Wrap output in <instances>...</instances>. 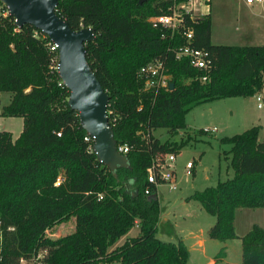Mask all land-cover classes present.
I'll return each mask as SVG.
<instances>
[{
  "label": "trees",
  "instance_id": "1",
  "mask_svg": "<svg viewBox=\"0 0 264 264\" xmlns=\"http://www.w3.org/2000/svg\"><path fill=\"white\" fill-rule=\"evenodd\" d=\"M182 1L57 0L55 12L72 29H93L95 38L84 43L85 58L108 96L115 146H127V166L114 171L98 162L83 140L77 112L66 102L68 89L48 68V37L30 24L16 26L0 5V92L10 93L2 115L22 118L14 140L0 131V264H18L37 249L45 250L48 264H186L181 239L155 237L157 187L146 180L154 154L174 153L184 142H160L151 131L184 129L183 116L195 106L259 91L264 45L212 44L209 13L194 21L185 16L191 45L206 51L208 67L202 71L185 57L176 59L182 37L151 26L147 18ZM155 58L169 76L167 86L143 90L136 70ZM258 129L252 125L219 138L229 144L223 154L232 175L185 197L214 216L208 238H236L234 209L264 207V138L258 139ZM58 176L62 180L54 185ZM69 218L72 231L45 235ZM135 224L137 233L115 245ZM239 239L241 264H264V229L252 224ZM223 256L220 248L214 260Z\"/></svg>",
  "mask_w": 264,
  "mask_h": 264
},
{
  "label": "rangeland",
  "instance_id": "2",
  "mask_svg": "<svg viewBox=\"0 0 264 264\" xmlns=\"http://www.w3.org/2000/svg\"><path fill=\"white\" fill-rule=\"evenodd\" d=\"M194 17H200L206 10L211 18V42L226 45H255V32L247 27L248 19L264 23V11L255 13V7L244 6V0H199ZM9 92H0V118L3 106L8 101ZM255 98L243 96H229L209 103L196 106L188 110L183 121L185 128L170 132L164 128H155L152 134L160 142H184L174 152L173 168L175 173L174 188L166 184L157 186L159 204V219L156 224L155 237L163 241H175L176 238H186L188 232L200 230L204 233L206 224H210L214 217L206 213L194 200L185 197L195 190L212 186L217 180H223L232 175L228 160L224 158L229 144L220 142L219 138L239 133L248 128L252 118H255ZM6 117V116H4ZM8 117V116H7ZM17 117V116H16ZM9 120L10 131L19 130L20 118ZM215 128L213 132H199L201 128ZM191 163V175L184 176V168ZM256 224L264 227V208L234 209L233 225L237 234H243ZM73 229V218L56 223L45 231V235L56 238L65 235ZM137 225H133L129 236L137 233ZM123 240L117 242L118 245ZM241 250L240 240L228 242L231 254ZM186 264H195L189 260Z\"/></svg>",
  "mask_w": 264,
  "mask_h": 264
},
{
  "label": "water",
  "instance_id": "3",
  "mask_svg": "<svg viewBox=\"0 0 264 264\" xmlns=\"http://www.w3.org/2000/svg\"><path fill=\"white\" fill-rule=\"evenodd\" d=\"M0 1L16 26L30 24L57 45V74L68 89L67 105L77 112L80 127L93 138L92 151L97 161L110 171L116 167H126L127 159L116 151L108 123V96L85 58L84 43L95 38L93 29L87 26L72 29L55 12L57 0ZM141 1L138 0V3Z\"/></svg>",
  "mask_w": 264,
  "mask_h": 264
},
{
  "label": "built area",
  "instance_id": "4",
  "mask_svg": "<svg viewBox=\"0 0 264 264\" xmlns=\"http://www.w3.org/2000/svg\"><path fill=\"white\" fill-rule=\"evenodd\" d=\"M247 3L262 2L263 0H245ZM199 0H185L177 4H173L167 8V11L155 16H150L147 20L150 22L151 26L164 28L170 34L177 33L184 43L178 46L174 51V56L176 59L187 58L188 63L197 69L205 71L208 67L206 59V51L202 48H195L191 45L192 39V29L187 27L184 23V17L187 16L190 21H194L196 17L193 15V11L197 9V4ZM2 2L0 1V5ZM197 11V10H196ZM5 12L7 8L5 6ZM46 49L49 52V70H54L57 72V45L48 39L46 42ZM136 76L142 79L143 90L156 91L159 88H166L169 76L164 73L162 60L160 58H155L147 63L141 65L136 70ZM206 75L203 74L200 79L204 81ZM259 99V96H257ZM204 132H213L215 130L212 128H203ZM56 135H59L56 132ZM83 140L88 143V149L92 151L93 138L85 133ZM116 151L120 154H124L127 151V146L125 144L115 146ZM93 152V151H92ZM174 153H155L150 166L146 168V180L157 187L160 184H166L170 188H174L175 183V173L173 168ZM191 175V163H187L184 168V176L189 177ZM62 180L58 176L54 185H58ZM149 192L148 188L144 189V193ZM101 193H97V199H100ZM11 229V227H7ZM2 238L1 231V221H0V244ZM45 250L37 249L33 251L28 257H19L18 264H48L45 257Z\"/></svg>",
  "mask_w": 264,
  "mask_h": 264
},
{
  "label": "crops",
  "instance_id": "5",
  "mask_svg": "<svg viewBox=\"0 0 264 264\" xmlns=\"http://www.w3.org/2000/svg\"><path fill=\"white\" fill-rule=\"evenodd\" d=\"M244 6L248 8L255 7V13H259L260 11H264V0L262 2H253V3H247L244 0ZM207 11L208 10L203 12V14L207 13ZM244 22H247V27L252 28L255 32V41H257L255 42L257 43L255 45H264V23L260 24L257 20H253V19H248L247 21H244ZM211 24L212 22L210 18V38H211ZM210 42H211V39H210ZM257 96H259V99H257ZM247 97H254L255 102H256L255 103V118H252V120L249 122L250 125L248 126V128L252 125H257L259 127L257 137L258 139H262L264 138V86L259 91L255 92L253 95L247 96ZM9 99H10V94L8 95L7 103L9 102ZM206 103H209V102H206ZM10 117H14V116H8V117L3 116L2 118H0V131L1 130L9 131L11 134V139L14 140L18 136L22 128V118L17 116L21 120L19 121L20 128L18 132L16 133V135H14L15 132L10 131L11 128H9L8 126L9 120H12V118ZM205 128H208V127H205ZM255 208H264V207H255ZM213 222L214 220L210 224L209 223L206 224L208 226H206L204 233L201 230L199 232L191 231L187 233L186 238H181L182 242L185 244L188 250V257H187L186 263L189 260H191L195 264H241V250L238 251V246H239L238 242H236L235 254H231L230 250L228 249V242L229 243L234 242V240L239 239V237L242 236L246 231L243 234H237L234 231L235 235L237 236L236 238L228 239V240L221 242L215 239L208 238L206 235L207 229L213 224ZM260 227L264 229L263 226H260ZM233 228H234V225H233ZM249 229L250 228H248V230ZM130 230L131 228L126 234L121 236L119 240H125L127 237H130L128 235ZM119 240L117 242H119ZM117 242L115 244H117ZM220 248L223 249L224 256L220 258L219 261H215L214 255Z\"/></svg>",
  "mask_w": 264,
  "mask_h": 264
}]
</instances>
